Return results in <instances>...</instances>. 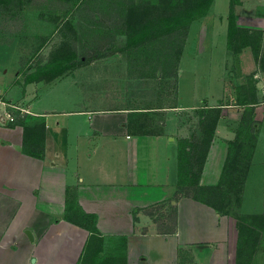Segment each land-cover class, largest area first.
I'll list each match as a JSON object with an SVG mask.
<instances>
[{
  "label": "crops",
  "instance_id": "0c3cea01",
  "mask_svg": "<svg viewBox=\"0 0 264 264\" xmlns=\"http://www.w3.org/2000/svg\"><path fill=\"white\" fill-rule=\"evenodd\" d=\"M229 5L212 0L188 26L168 107L131 106L127 96L103 94L104 76L113 75L115 65L101 61L113 54L97 52L92 71L83 63L69 67L64 48L55 71L49 68L53 49L35 51L39 36L0 40V97L32 112L26 123L8 124L0 116V264H78L90 240L91 249L100 244L120 264H228L226 217L205 198L177 194V150L180 139L190 137L183 111L204 107L200 102L220 109L198 183L217 186L247 110L256 132L243 187L253 170L264 185V0L235 1L236 26L258 34L243 45L236 41L238 49L228 46ZM124 45L130 47L126 39ZM188 51L207 57V70L216 54L221 66L194 104L183 103L180 87ZM197 72L205 78L204 70ZM91 73L94 78L85 76ZM225 99L231 100L220 102ZM24 141L34 142L35 153L43 145V158L24 153ZM166 203L170 228L157 218ZM68 204L72 221L65 218Z\"/></svg>",
  "mask_w": 264,
  "mask_h": 264
},
{
  "label": "rangeland",
  "instance_id": "374dc122",
  "mask_svg": "<svg viewBox=\"0 0 264 264\" xmlns=\"http://www.w3.org/2000/svg\"><path fill=\"white\" fill-rule=\"evenodd\" d=\"M132 3L138 6L163 4L161 0H9L8 3L0 5V40L10 42L11 38L16 36L24 41L39 36L41 39L36 52H44L43 50L46 49L47 53L53 49L52 56H56L61 48L70 52L75 50L77 56L74 61L76 65L83 63L80 67L94 66L93 58L97 52L113 54L112 59L104 58L101 61L103 67L111 68L115 65L113 75L104 76L109 83L103 94L118 96V98L127 96L131 106L164 104L167 107L172 106L174 96L166 93H171L169 89L176 81L178 60L174 57L175 54L172 55L169 52L171 49L167 46L171 43L155 40L128 48L124 45L126 39L124 32L107 26L123 15L127 8L132 10ZM172 3H175L174 0ZM186 34L180 33L177 36L178 40H185ZM174 35L172 34L173 37ZM191 44L190 41L189 46ZM219 60L216 54L214 60H209V70H207V57L198 60L192 57L190 51L186 53L180 63L182 68L180 87L184 104H194L198 102L199 95L208 93L207 80L212 82L214 76H217L221 68ZM92 66L87 69L93 71ZM199 70H204L205 78L199 77L197 72ZM95 75L91 73L85 76L94 78ZM148 99L150 100L147 101ZM230 100L225 99L220 102L229 103ZM202 103L200 102L197 106L207 107ZM221 103L220 105H223ZM197 110L186 109L182 113V125L187 129V133H190V137L186 140H191L193 135L197 138L196 141L193 138L195 142L192 141L196 168L202 160L204 148L202 128L205 125L206 129L211 128L210 119L205 117V120H202ZM29 119L31 120V117L25 118L24 123ZM144 122L139 123L137 130H144ZM255 129L252 116L246 110L231 148L233 153L231 155L234 157L230 158L225 167L227 174L231 173L232 176L225 175L224 179L220 180L219 186L201 185L202 188L196 192L191 188L182 192V195L186 192L209 200L216 206L221 216L226 217L228 264H246L252 244L256 245L251 264H264V227H261L264 226L263 180L253 170L245 186L243 187V184L239 186V172L244 160L237 159L240 150L249 148V144L255 137ZM205 134L208 138V133ZM34 137L35 140L38 139V130ZM255 160L256 165L260 166L261 160L257 158ZM235 172L238 175H235ZM164 207L166 211L160 208L157 218L172 221V212L167 209L168 204L166 203ZM168 228H170V222ZM91 247H93L92 243H90L89 251ZM107 252L103 250L100 257L111 259L112 252L111 254ZM114 264H120V262L114 261Z\"/></svg>",
  "mask_w": 264,
  "mask_h": 264
},
{
  "label": "trees",
  "instance_id": "16d2710c",
  "mask_svg": "<svg viewBox=\"0 0 264 264\" xmlns=\"http://www.w3.org/2000/svg\"><path fill=\"white\" fill-rule=\"evenodd\" d=\"M236 0H230L229 5V13H228V28H227V35H228V46L232 49H238L236 47V44H238L236 41H239L240 45H243L246 41V39L254 38L257 39L258 34L255 32H251L248 29L239 28L236 26L235 22V14H234V5ZM9 0H0V5L2 3H8ZM163 4H158L155 6H141L132 3L131 9H126L125 13L121 16H119L117 19L113 21V27L118 28L122 30L126 36V42L128 46H137L144 42H154L159 37H164L167 42L171 43L170 46H167L169 49V52L173 55L175 54V58L178 60L180 56V47L184 44V40H178V35L181 33L183 35V32L187 31L188 26L190 25L191 21L194 20L197 17L203 16L208 7L210 6L212 0H182L181 2L179 0H174L175 3H172V0H161ZM151 4V3H150ZM172 34H175L174 37ZM177 37V38H176ZM165 41V42H166ZM238 44V45H239ZM61 51L62 48L58 51V53L55 57L56 59H52L49 62V68L52 67L56 70L57 64L59 63V60H61ZM77 54L75 50H72L70 52V64L69 67H73L76 65V62L74 61ZM59 57V59H58ZM58 74H53L52 76H49L50 79L57 77ZM32 78L31 76L28 78ZM238 102L240 104H244L242 99L237 98ZM198 114L201 115V119L205 120V117H208L210 119L211 128L206 129V125L202 128V140L204 142V148L202 152V160L200 161V164L196 168L194 165V159H193V138L196 141V136H191V140L186 139H180L178 142V150H177V194H181L186 189L191 188V190L196 192L199 188H202L199 186V180H200V172L203 167V162L205 160L208 147L210 145L213 132L215 129L216 121L220 115V110L218 108H199ZM22 120H18L20 123ZM17 122V123H18ZM205 133H208V138ZM254 140V138H253ZM253 140L251 144H249V148H246L244 150L239 151V155H237L238 161L244 160L243 166L240 170V185L244 183L245 175L248 170L249 160L251 156V151L253 149ZM193 141V142H195ZM42 142V141H41ZM202 142V144H203ZM233 143H230V148L228 151V155L226 158V164L230 161L232 156V146ZM34 148V142H26L24 141L23 145V152L29 155H33L35 157H38L40 159L43 158V145H39L37 149V153L33 152ZM222 173V178L224 179V176H232L231 173H228L225 171ZM196 169V170H195ZM235 175H238L236 172ZM220 179V180H221ZM225 181V180H224ZM220 185V182L218 186ZM238 187V185H236ZM183 196L186 197H193L195 199L201 198L197 195H189L185 192ZM211 203V202H210ZM70 204H68V208L66 205V215L65 218L69 221H72L71 215H74L71 210ZM84 218L87 217V222L89 225H92L94 219L90 217L89 215L84 214ZM264 227L263 225L261 226ZM264 229V228H263ZM94 232V230H92ZM260 235V233H259ZM91 238H97V236H92ZM96 240V239H95ZM91 241V240H90ZM90 241L88 242L87 246L85 247L83 254L81 256V259L78 264H114V259H105L101 258V248L100 244H97V248L90 249ZM255 245L252 244L251 251L248 254L246 264H251L252 255L255 251ZM201 247V246H199Z\"/></svg>",
  "mask_w": 264,
  "mask_h": 264
},
{
  "label": "built area",
  "instance_id": "2783aa9c",
  "mask_svg": "<svg viewBox=\"0 0 264 264\" xmlns=\"http://www.w3.org/2000/svg\"><path fill=\"white\" fill-rule=\"evenodd\" d=\"M32 112L21 104L4 100L0 97V116L8 124H16Z\"/></svg>",
  "mask_w": 264,
  "mask_h": 264
},
{
  "label": "water",
  "instance_id": "95a60500",
  "mask_svg": "<svg viewBox=\"0 0 264 264\" xmlns=\"http://www.w3.org/2000/svg\"><path fill=\"white\" fill-rule=\"evenodd\" d=\"M26 234L29 236V238L31 237L28 231L26 232ZM31 262H34V258L31 259Z\"/></svg>",
  "mask_w": 264,
  "mask_h": 264
}]
</instances>
